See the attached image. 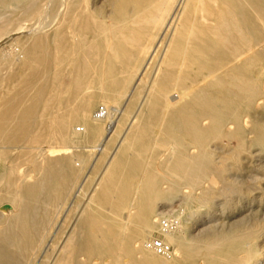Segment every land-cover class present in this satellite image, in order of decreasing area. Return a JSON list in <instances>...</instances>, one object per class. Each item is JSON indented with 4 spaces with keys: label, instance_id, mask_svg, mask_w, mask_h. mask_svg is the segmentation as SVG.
<instances>
[{
    "label": "bare ground",
    "instance_id": "bare-ground-1",
    "mask_svg": "<svg viewBox=\"0 0 264 264\" xmlns=\"http://www.w3.org/2000/svg\"><path fill=\"white\" fill-rule=\"evenodd\" d=\"M166 37L167 43L165 45V50H163L164 52L160 56L161 60L157 66L155 74L156 76H159L160 79L157 77H154L153 79L151 78L152 80H150L151 82L150 84L148 83V85L150 91L151 89L154 90L155 87H157L162 95L170 92L168 100L165 101L166 103L164 106L161 105V108H164V115H171V119H168L166 121L167 123H164L163 125L165 126L166 124V128L164 127V132H166V134L164 133V135L167 136V138L175 137L181 144L177 154L178 158L174 161L176 163H173L175 164L174 167L180 168L184 172L187 179L191 182L195 180L198 181L201 177H204L205 179V176L206 178H209L207 176L213 173L210 163L214 162L209 161L211 159L208 158V150L204 147L205 140L209 137H220L230 142L234 141L236 143L235 150L238 153L246 150L248 145L247 136L249 133L255 134V137L252 139L253 143H264V117L262 115L261 119L258 118V115L261 112L260 109L264 111V0H0V68L5 67L6 65H9L10 68V66L13 67L16 64L17 67H19L20 65L22 66L23 63H28L31 58L37 63V65L31 66L29 73H27L28 76L26 78L23 77L25 79L22 84L24 90H27V94H25V100H20L22 104L25 103L24 106L21 108L19 107L21 110H15L16 108L13 107L15 105L11 106L10 104L7 109L4 107L5 110L2 113L0 112V149L7 148L8 145L10 146V143L14 144L18 140L22 141L28 139L31 135L32 126L43 119V116L40 113L41 109H45L54 104H61L68 108L70 106L72 110H70L71 113L69 115H66V113L64 114L66 116L61 115L57 118V126L62 136L67 135L69 132L72 135H76L78 133H82V131L85 135L91 134L94 136L95 134H98L99 130L94 127L92 124L93 122L91 123L92 120L90 121L87 116L90 115L88 113L91 112L90 110L95 106V102L98 101L95 100L98 98L97 94L94 95L93 92V94L89 92L91 88H107L111 90L112 93L114 92L113 96H115V94H118V92L126 86L129 78L131 79L129 74L135 70L137 85L139 81H141L143 73H145L143 72V69L146 64L150 61L153 55L155 56L156 54V45L158 43H163ZM6 45L13 47V51L11 50V52H7L5 49ZM152 63L156 64V62ZM6 70H8V68H6ZM9 70L5 73L8 74ZM13 74L14 72L11 75ZM19 75H21L20 72ZM22 75L24 76V74ZM49 75L51 78H48ZM1 76L3 77V75ZM6 79H8V77H6ZM16 79L18 80L19 78L17 77ZM17 80H15V82ZM1 86L2 85L0 84V88ZM7 86L13 87L8 84ZM3 91L4 89L1 93ZM7 91H9V88ZM13 91L16 90L13 89ZM124 91L125 90H123L121 94ZM5 92L3 94H5ZM62 92L66 93V96H68L67 99L63 98L64 96L61 95ZM88 92L96 98L94 99L91 95H87ZM128 92L130 91H127V93ZM134 92H136V90ZM9 94L10 93H7L6 97ZM13 94L14 93H12V95ZM22 94H24V92ZM18 95L19 93L17 96ZM105 95L108 96L107 93ZM1 96L3 95L1 94ZM106 96L105 98H108ZM146 96L148 98L150 95ZM164 97H166V95ZM1 99H4L5 102V98ZM16 99L14 100L17 102ZM150 99L152 100L153 96ZM160 99H162V97H160ZM162 100H164V98ZM4 102H2V105ZM143 102L139 106V109L143 105ZM19 104L20 103H18V105ZM19 106H21V104ZM137 106L138 104L135 107ZM155 107L157 106L154 105L153 109L149 107L153 110V112L151 110L147 111H150V114L153 115L152 113L156 111L154 109ZM146 108L143 107L141 109L143 110ZM106 109L107 113L104 119H97L95 115L93 117L96 120L109 121L106 127L107 130H110L107 137L108 141L113 135L112 127L116 125V121L112 119V117L114 113H121V110L117 107L112 110L109 105H106ZM134 109L137 112L135 111L136 113L132 115L130 121L127 120L129 123L125 132L120 136L117 145L118 147L126 141V137L130 129L134 132L137 130V128L134 130L132 129L135 128L134 124L139 117L138 112L140 113V110H137L136 108ZM47 110H49V108ZM52 110H54V107ZM143 111L145 112V110ZM158 112L160 111H156L154 115ZM61 113L63 114V112ZM80 114L89 119L90 122L85 121L86 119L81 117L85 123L84 127L78 129L76 125H73V120L75 117H80ZM147 114L148 113L145 115ZM150 114L147 116L151 117ZM49 115L51 117L55 116L53 113ZM157 115L159 116V113ZM118 117L120 116L118 115ZM154 117H156V115ZM154 117L153 119L149 118L150 122L148 121L147 124L154 126V124H151ZM160 118L158 117V119ZM46 119L48 120V118ZM165 119H167V117ZM76 120L77 119H75L74 122ZM78 120L80 119L78 118ZM139 120L141 121V118ZM158 122L160 121L158 120ZM95 123L96 122H94V124ZM143 123H145V121ZM125 124L127 125V123H124V125ZM229 125H232V127ZM145 126L146 125H144L143 130ZM159 126L160 125H158V127ZM146 128H148V125ZM40 130H43V128L39 129V131ZM146 133H148V131ZM146 133L144 132L143 135L141 133V136L145 138L146 136L144 134ZM152 135L151 137L156 136L155 132L154 135ZM151 137L149 136L147 138ZM32 138L33 136L31 137V140ZM143 138L141 139V142L144 140ZM71 139L73 138L71 137ZM56 140L58 141V139ZM66 140H68V138ZM130 140L128 143L132 142ZM27 141L29 142V139ZM151 141H149V144ZM30 143H32V141H30ZM132 144H134V142ZM145 145L146 144H144V146ZM210 145L211 143L209 144V147ZM186 146L198 148V152L188 153L186 152ZM221 146L223 147V143ZM126 147H128V145ZM67 148V145L54 148L51 150V156L58 155L59 153L64 152L65 149L67 150ZM250 148L251 147H249V149ZM256 148L258 147H255V149ZM38 149H36V151ZM117 149L113 152V154L111 152L112 155L110 159H108L109 161L107 166L103 172H101V176L99 174L100 180L107 172L111 161L116 158L115 154L117 153ZM215 149L217 150V148ZM216 150L215 152L221 155L220 152H217ZM257 150L258 149H256V151ZM27 151H29V149ZM144 151H142L143 155ZM213 151L211 155H213ZM33 152H31L32 156ZM66 152H68V150ZM3 154L4 152L0 151V157L3 156ZM121 154H123V152H121ZM138 155L139 154H137V156ZM241 156L243 157V154ZM36 158H38V156ZM227 159L230 158H226L224 161H227ZM16 160L17 163L18 159ZM39 160L40 158L38 161ZM138 160L140 161V159ZM151 160L152 159H149L150 163ZM150 163L148 162L147 166ZM72 164L74 166V163ZM138 164L140 165V162ZM155 164L159 165V167L164 165L163 163H160L162 164L161 166L158 163ZM143 165L145 166V162ZM152 165H154V163ZM41 167L39 166V168ZM57 167L56 161L52 160L47 165V169L45 170L46 173L44 172L45 175H43L42 178L41 176L39 180L34 178L35 182L33 181L31 183H24V181L21 182L20 185L16 187V191L13 192V195L10 196L12 201H16L17 204L16 209L13 204H8L12 207L8 210L10 213L12 212L11 218L7 221L4 219L5 221L3 226L0 227V264H35L37 261H40L39 264H167L166 260L164 262V258L161 259L160 255H155V252L154 254L153 252L147 253L143 250L142 246H140L142 247L140 250L144 253V258L141 260L135 258L134 254L136 252V246L144 244V240H148V238H146L147 234L136 233L131 230L130 232H132V234H126L125 230H127L129 226L128 224V226H126V223H119V225L116 226L114 223L110 222L108 216L107 218L102 215L103 213L101 215L95 214L93 212L94 210H91L89 204H92L93 202L99 203L102 199L96 200L92 194L90 196L88 195L89 197L87 196L88 198L86 199L84 205L80 208L79 212L76 210L78 215L75 220L72 222V217L71 220L69 219L70 221L68 222H72V224L67 232L64 230V236L59 238L56 234L52 233V235H50L49 230H51L52 226H55L57 223L53 222L54 218L50 219L48 217L50 209L49 206L51 205L52 208L53 206L55 207L57 198H60L64 193H66L64 192L67 191L66 185H71L70 182H73L74 180L75 182L77 181L76 179L72 181L73 178L71 179L69 174V176L64 174L65 170L62 171ZM138 167L139 166L136 168ZM142 167L143 166H141V168ZM216 167H220L222 169L221 166ZM156 170H158V168H156ZM38 171L40 170H37V172ZM73 171L75 172V169ZM13 172L12 166L6 167L4 173L2 175L0 174V184L2 185L11 182L10 178ZM148 172L150 171L148 170ZM160 172L161 171L159 170V173ZM109 173L111 174L113 172ZM116 174H118V172ZM147 175L144 174L143 176ZM140 177H142L141 172ZM218 177L219 176H217V178ZM105 181L108 182V180ZM207 181H210V178L207 179ZM98 184L99 181L95 188H97ZM77 186L78 189L76 192L74 191L75 194L73 198L78 197L81 194V191H83V187H85L83 182ZM193 186L196 187L195 185ZM116 187L117 185L114 186V188ZM104 188L105 187L101 188L102 191ZM108 188L110 189V186ZM117 188L120 190L119 186ZM196 190L198 189L196 188ZM69 191L70 190H68V192ZM102 191L101 194L103 193ZM107 191L106 194L104 193L105 196L114 190L109 191L108 194ZM130 194L132 193L130 192ZM124 195L125 193L123 196ZM5 199L7 200L8 198L6 197ZM130 199L132 201V198ZM2 200L3 199L1 198L0 201ZM63 200L64 197L62 201ZM123 201L125 200L123 199ZM74 202L77 203L78 200ZM121 204L122 203L117 204L116 208L120 209ZM134 204L136 203L131 202L130 206L127 208V215L124 214L128 220L134 215V213H132ZM4 205L5 204L0 205V212L4 210ZM43 205L45 207H43ZM71 205L72 203L68 206L71 207ZM113 205L115 206L116 204ZM56 206L57 207L53 210L54 212L52 211L53 214L56 212L58 213V211L61 210H59V205ZM139 209H141V207H139ZM72 210L75 209L73 208ZM96 210H99V208ZM64 211H66V209ZM41 214H44V216L46 215V220L45 218L43 219V215L42 217L40 216ZM141 214L138 212V216L137 214L136 216H142ZM186 217L187 216H185V218ZM142 220L143 224L141 223L140 225L144 226H142L143 229L147 228L151 231L153 229L151 219L145 216ZM55 227H57V225ZM66 227L64 229H67ZM168 236L169 235H167V237ZM138 251L139 250H137V252ZM127 256L132 258L130 262H125V260H123V258ZM245 259L246 261L248 260L244 257V260ZM255 264H264V259Z\"/></svg>",
    "mask_w": 264,
    "mask_h": 264
},
{
    "label": "rangeland",
    "instance_id": "rangeland-1",
    "mask_svg": "<svg viewBox=\"0 0 264 264\" xmlns=\"http://www.w3.org/2000/svg\"><path fill=\"white\" fill-rule=\"evenodd\" d=\"M166 43H167V37L164 39L163 43H158L156 45V49H155L156 54H155V56L153 55V57L150 59V61L146 64L145 68L143 69V72H145V73H143L142 79H141V81H139L140 85H139V83L136 85L137 78H135L136 77V73H135L136 70H135V71H132L131 74H129V77H131V79L129 78V81L126 83V86H124V88L120 92H118V94H115V96H113L114 92L112 93V91L107 89V88H105V89H100V88H96V87L91 88V90L89 92H91V93L93 92L94 95L97 94V97L99 99L96 98L94 95H92L93 93L92 94L89 92L87 93V95H89V96L91 95L94 99L96 98L95 100H98L95 102V104H94L95 106L90 110L91 112L88 113L90 115H87L88 118L90 119V121L92 120L91 123L93 122L92 124L94 125V127H96L97 130H99L98 134H95L94 136L91 134L85 135V134H83V131H82V133H78L76 135H72L69 132L67 135L62 136V134L60 133L58 126H57V118L61 115L63 116L66 113H67L66 115H69L72 110H71L70 106L68 108V107L63 106L61 104L60 105L54 104V105L48 106L45 109H41L40 113L42 114L43 119L40 122H38L39 124L37 123V124H34L35 126L34 125L32 126L31 135L33 136L34 139L32 138V140H31L32 136L30 135L28 138L29 142L27 141L28 139L22 140V141L18 140L17 142H15L16 144L10 143V146L8 145L9 149H8V147L4 148V149H0V151L4 152L3 156L0 157V172H1L0 174L2 175L4 173L6 167H8V166H12L13 171H14L13 174L11 175V178H10L11 182L7 183L8 185L7 184H2V185L0 184V192H1L0 193V199L1 198L3 199L2 201H0V205L5 204L4 210L0 212V227L3 226V223L5 220L7 221L8 219L11 218L12 212L10 213L8 210L11 209L12 207H11V205H8V204L9 203L13 204V206H15V209H16L17 202L14 200L12 201V198H10V196L13 195V192L16 191V187L18 185H20V183L23 181H24V183L25 182L31 183L33 181L35 182L34 178L35 179L37 178L36 180H39L40 176L42 178V176L45 175V173H46L45 170L47 169L46 168L47 165L49 164V162H51L53 160V161H56L58 169H60L62 171L68 170L69 172L64 171V174L66 176L69 174L70 176L69 175L68 176L71 179L73 178L72 181L74 179H76L78 182L77 181L75 182V180H74L73 182H70L71 185H66L67 191H64L66 193H64L63 196H61L60 198H57L55 203H56V205H59L58 206L59 210L61 209L60 211H58V213L56 212L53 214L54 208L57 207L56 205H55V207L53 206V208L51 205L49 206L50 209H49L48 217L50 219L54 218L53 222L57 223V224H55V226L57 225V227H55L52 224L54 227L52 226L51 230H49L50 235H52V233H53V234H56L57 237H59V238L64 236L65 232H67L70 229L69 227H71L72 222L77 217L80 208L84 205V203L86 202V199L92 194L96 200L102 199V200H100L101 202H99L100 205L98 202H96V203L93 202L92 204H89V206L91 207V210L92 211L94 210L93 212L95 214L101 215L103 213L102 215H104L106 217L108 216L109 218L108 217L107 218L110 220V222L114 223V225H116V226H118L119 223L120 224L126 223L125 224L126 226L129 225L127 230H125L126 234H130V233L132 234V232H130V230H131V231H135L136 233H143L145 235L147 234V236L149 235L148 237L146 236V238H148V240L145 238L146 240H144V242H143L144 244H141V245L139 244L138 246H136V252L134 254V257L137 258L138 260H141L144 258V253H142V251L140 250L142 247H143V250H145V252H147V253L153 252V254H154V252H155V255H158V256L160 255L161 259L164 258V262L166 260L167 264H255L258 261H261L262 259H264V143H255V142L253 143L252 139L255 137V134L249 133L247 136L248 145H247L246 150L245 151L243 150L241 153H238L235 150L236 143L234 141L230 142V141L225 140V139L220 138V137H209V138H207L205 140V146L204 147H206V149L208 150V153H209L208 158L211 159L209 161L210 162L214 161L213 163L212 162L210 163L211 164L210 167L212 168L213 173H211L210 175L207 176L210 178L211 182L207 181V179H209V178H206V176H205V179H204V177H201V179H198V181L200 183L197 180L191 182L190 180L187 179L184 172L180 168L174 167L175 164H173V163H176L174 161H176V159L178 158L177 154H178L179 147L181 146V144L178 141V139H176L175 137H173V138L168 137L167 138V136L164 135V133L166 134V132H164L165 128H166L165 127L166 124H165V126H163V125H164V123H167L166 121L168 119L169 120L171 119V115L170 114L164 115V113H165L164 108L163 107L161 108V105L164 106V104L166 103L165 101L168 100V95L170 94V92L165 93L166 97H164L165 95H162V93L159 92L157 87H155L154 90L151 89V91H150V88L148 85V83L150 84V82H151L150 80H152L154 77H157L158 79H160V77L156 76L155 74L157 71V66L159 65L160 60H161L160 56H161V54H163V52H164L163 50H165ZM5 49L7 50V52H11V50L13 51V47H11L10 45H6ZM159 50H160V54H159ZM12 58H14V57H12ZM152 62H156V64L152 63ZM32 65L35 66V65H37V63L31 58V59H29L28 63H25V64L23 63V65L22 66L20 65L19 67H17V64H16L14 66L12 65L13 67L10 66V68H9V65H6L7 67L5 66V67L0 68V76L3 75V77H5V78H3L2 76H1L2 78L0 77V81H1L0 84L2 85L1 88L4 87L3 88L4 91L2 93H1V91L3 89L0 88V96H1V94L4 96V97L3 96L0 97V102H1L0 103V112L1 113L5 109H7L10 106V104H11V106L15 105L13 107L16 108L15 110L18 109V111L21 110V109H19V107L21 108L22 106H24L25 103L22 104L20 102V100L21 99L25 100L24 97H25V94H27V90H24L22 83H23L24 79L28 76L27 73H29V70H30ZM15 66H16V68H15ZM23 66H24V70H23ZM155 66H156V68H155ZM6 68H8V70L10 69L9 73L12 74L14 72V74L11 75L9 73L8 74L5 73L6 71L8 72V70H6ZM17 68H18V70H17ZM25 69H27V70H25ZM18 71L20 72L21 75H19ZM23 71H25V72H23ZM150 71H152V72H150ZM22 74H24V76ZM9 75H10V78H9ZM144 76H146V77H144ZM6 77H8V79H6ZM17 77L19 78L18 80L16 79ZM23 77H25V78H23ZM49 77L51 78L50 75L48 76V78ZM143 78L144 79L146 78V79L144 80ZM15 80H17V81L15 82ZM7 81L8 82L10 81V82L8 83ZM146 81H149V82H146ZM4 83H5V85H4ZM6 83L8 85L13 86V87L7 86ZM16 85H18V86H16ZM21 85H22V87H21ZM6 86L9 88V91H7L8 88ZM5 88H7V89H5ZM10 88H13L16 91H13V89H10ZM123 90H125V91L121 94V92ZM135 90H136V92H134ZM127 91H130V92L127 93ZM137 91H138V93H137ZM152 91H153V93H152ZM4 92H5V94H3ZM23 92H24V94H22ZM105 92L107 93V95L109 93L110 94L108 96H106ZM7 93H10L9 94L10 96L7 95V97H6ZM12 93H14V94L12 95ZM18 93H19V95L17 96ZM148 93H150V94H148ZM67 94H69V93H67ZM61 95L64 96L63 98H65V99H67V97H68V96H66L65 92H62ZM104 95L108 98H105ZM146 95H150V96H148V98H147ZM133 96H134V98H133ZM152 96H153L152 100H154V101H152L150 99ZM110 97H111V99H110ZM139 97H140V99H139ZM160 97H162V99L164 98V100L160 99ZM1 98H5V102L7 104L4 102V99H1ZM14 99H16L17 102ZM13 100H14V102H13ZM23 100H21V101H23ZM158 100L160 101V103ZM107 101H109V102H107ZM2 102H4L5 104L3 103V105H2ZM142 102H143V105L141 106V108L147 107L146 109H143V110H145V112L141 108L139 109V106L141 105ZM18 103H20L21 106H19L20 104L18 105ZM136 103L138 104L137 107H135L137 105ZM6 105H8V106H6ZM103 105L105 107H106V105H109V107H111L112 110L116 109V107L121 110V113L120 112L114 113V115L112 117V119H114L116 121V125H114L112 127L113 135L111 136V138L108 141H107V137H108V132H110V130L108 129L109 130L108 131L106 127H107L109 121L96 120L93 117L95 115L94 113L96 112V110ZM154 105L157 106L154 109L156 111L161 112V114H160V112H158L159 116L157 115L158 113H156L155 114L156 117H154L155 116L154 113L156 112L155 110H154L155 112L152 113L153 115L150 114L151 113L150 111H147V110H151L153 112L152 109H153ZM148 106L151 107L152 109H150ZM4 107H5V109H4ZM50 107H51V110H50ZM53 107H54V110H52ZM1 108H3V109H1ZM48 108H49V110H47ZM134 108H136L137 110L138 109L140 110V113L138 112L139 117L137 118V121L134 124L135 128L132 129V130H134L137 128V130H135V132H134V131H131V129H130V131L127 134L128 138L126 137V141H124L118 147L117 145H118L120 136L127 129V126L129 123L128 121H130L132 115L137 112ZM59 109H60V111H59ZM64 110H65V112H64ZM42 111H44V112H42ZM45 111H47V112H45ZM260 111L261 112L258 115L259 119L262 118V115L264 117V111H262L261 109H260ZM59 112H60V114H59ZM61 112H63V114ZM46 113H48V114H46ZM51 113H53V115L55 114L56 118H55V116L51 117L49 115ZM141 113H143V114H141ZM144 113L145 114L148 113L147 114L148 116L150 114L152 118L148 117ZM117 114L120 117H118ZM66 115H64V116H66ZM79 116L80 117H75V118L72 116L74 118V120L77 119L75 122L73 120V123H74L73 125H76L78 127V129L84 127L85 122L81 119V117L83 119H86L85 121H87V122L89 121V119L84 117L82 114H80ZM153 117H154V120H152L151 124L152 125L154 124L155 128H154V126L147 124V122L148 121L150 122V119H153ZM158 117L159 118L161 117V118L158 119ZM166 117H167V119H165ZM46 118H48V120ZM78 118L80 120H78ZM140 118H141L142 122L139 120ZM158 120L160 122H158ZM46 121H49V122H46ZM81 121H83V122H81ZM144 121L146 124L143 123ZM94 122H96L97 124L96 123L94 124ZM154 122L157 124H155ZM42 123H44V124H42ZM124 123H127V125L126 124L124 125ZM51 124H53L54 127ZM134 125H133V127H134ZM144 125H146V126L143 130ZM147 125H148V128H146ZM149 125L151 128L149 127ZM158 125H160V126L158 127ZM229 126L232 127V125H229ZM33 127H35V128H33ZM152 127H153V129H152ZM248 127H249V125H248ZM42 128H43V130L39 131V129H42ZM157 128H158V130H157ZM140 129L142 130V132ZM151 129H152V131H151ZM153 130H154L156 136L151 137L152 134L154 135ZM147 131H148V133H146ZM102 132H103V134H102ZM144 132L146 133V134H144L146 136V137L144 136L145 138H143V136H141V133L143 135ZM47 133H48V135L49 134L50 135L48 136ZM100 133H101V135H100ZM136 134H137V136H136ZM99 135H100V137H99ZM134 135H135V137H134ZM148 135L152 139L147 138V137H149ZM71 137L77 141H74L73 139H71ZM80 137H81V139H80ZM41 138H42V140H41L42 142L40 141ZM67 138H68V140H66ZM142 138L145 140V141L143 140L144 142L143 141L141 142ZM216 138H218V139H216ZM50 139H52V140H50ZM56 139H58V141ZM79 139L82 143L79 141ZM130 139H132V140H130ZM129 140L132 142L128 143ZM148 140L149 141L152 140L154 142L151 141V143L149 144ZM168 140H170V141H168ZM30 141H32V143H30ZM217 141H220V142H217ZM133 142H134V144H132ZM103 143L106 145H104ZM139 143H140V145H139ZM152 143H153V145H152ZM210 143H211V145L209 147ZM222 143H223V147L221 146ZM126 144L128 145V147H126L127 146ZM144 144H146V145L144 146ZM13 145H16L17 147L13 146ZM40 145H41V147H40ZM66 145L68 146V148H67L68 152H66L67 150L65 149L64 152L59 153L60 155L58 154V155L51 156L52 155L51 154L52 149L58 148L61 146H66ZM148 145H149V147H148ZM157 145H159V146H157ZM167 145H169V146H167ZM25 146H26V148H25ZM155 146L157 147L158 150L156 149ZM117 147H118V149H117ZM124 147H125V149H124ZM136 147H137V150H136ZM249 147H251V148L249 149ZM255 147H258V148H256V149H258L257 151H256ZM129 148H131V149H129ZM213 148L214 149L217 148V150L216 149L215 150L217 152L219 151L221 155H219V153L217 154ZM260 148H261V150H260ZM28 149H29V151H27ZM36 149H38L39 152H38V150L36 151ZM116 149H117V153L115 154V157L117 159L114 157L116 160L113 159L111 161V163L109 164V167L107 169V172H106L107 174L105 173L100 180L99 177L102 174L101 172H103V170L107 166V163L109 161L108 159H110L111 155L113 154V152H115ZM119 149H122V150H119ZM127 149H129V150H127ZM138 149H140V150H138ZM172 149H173V151H175V150L176 151L173 152ZM195 149H197V150H195ZM209 149H211V150H209ZM146 150H149V151H146ZM250 150H252L255 155ZM127 151H128V154H127ZM138 151H141V152H138ZM142 151H144V155H143ZM212 151H213L214 156L211 155ZM5 152H6V154H5ZM17 152H18V154H17ZM31 152H33V156L31 155ZM111 152H112V154H111ZM121 152H123V154H121ZM186 152L196 153V152H198V148L186 146ZM66 154H68V155H66ZM71 154H73V155H71ZM108 154H110V155H108ZM137 154H139L138 155L139 157L137 156ZM140 154H142V155H140ZM173 154H174V156H173ZM240 154L241 155L243 154V157ZM40 155H41V157H40ZM64 155H66V156H64ZM69 155H71V156H69ZM176 155H177V157H176ZM37 156H38V158H36ZM171 156H172V158H171ZM225 157L230 158V159H227V161H224V160H226ZM249 157H252V158H249ZM39 158H40V160L38 161ZM164 158L166 161L164 160ZM16 159H18L17 163H16V161H17ZM59 159H60V161H59ZM138 159H140V161ZM149 159H152L151 163H150ZM154 159H155V161H154ZM44 160H46V161H44ZM71 162L74 163V166ZM78 162H79V164H78ZM139 162H140V165L138 164ZM144 162H145V166L143 165ZM148 162L150 163L149 164L150 166L149 165L147 166ZM153 163H154V165H152ZM155 163H158V164L163 163L164 165L160 164V166L162 165V167H159V165H157ZM214 163H216L217 165ZM4 164H6L7 166ZM119 164H120V166H119ZM122 164H124V165H122ZM38 165L40 167L42 166L41 167L42 169L39 168ZM156 165H157V167H156ZM215 165L221 166L222 169L220 167L217 168ZM137 166H139V167L136 168ZM141 166H143L144 169H143V167L141 168ZM146 166L149 168H147ZM223 166H224V168H223ZM228 166H230V167H228ZM121 167H123V168H121ZM156 168H158V170H156ZM74 169H75V172L73 171ZM162 169L164 172L162 171ZM1 170H3V171H1ZM37 170H40L41 172L40 171L37 172ZM148 170L152 173L148 172ZM159 170L162 173L161 172L159 173ZM114 171L115 172L117 171L118 174H116L117 172L115 173ZM109 172H113V173L110 174ZM140 172H141L142 177H140ZM155 173H156V175H155ZM38 174H39V176H38ZM99 174H100V176H99ZM144 174H146V175L149 174V175H147L148 176L147 177V176H143ZM34 175L38 176V177H35ZM107 175L108 176L110 175V176L108 177ZM111 175H112V177H111ZM154 175H155V177H154ZM15 176H17V177H15ZM114 176H115V178H114ZM118 176H120L122 179ZM217 176H219V177L217 178ZM231 176H232V178H231ZM80 177H82L83 179ZM117 177H118V179H117ZM211 177H213V178H211ZM145 178H146V180H145ZM79 179H80V181H79ZM97 180L99 181V184L97 185V188H95L96 184L98 183ZM105 180H108L109 184ZM82 182L85 186L82 189L83 191H81V194L78 197L73 198L75 192L78 189L77 185H80ZM102 182L104 184L106 182L107 186H106V184L104 185ZM111 182L113 184L114 183H116V184L113 185ZM117 183H119V184H117ZM122 184H124L125 186ZM101 185H103V186H101ZM116 185H117V187L118 186L120 187V190L117 187L114 188V186H116ZM191 185L192 186L197 185V186L196 187L193 186V190H192ZM109 186H110V189L108 188ZM103 187H105V188L102 191L101 188H103ZM106 187H107V189H106ZM180 187H181V189H180ZM253 187L255 190L253 189ZM196 188L198 190H196ZM200 188H202V189H200ZM205 188L209 192H207L205 190ZM157 189H159V190H157ZM68 190H70V191L68 192ZM100 190L103 192L102 194H101ZM111 190H114V191H112L113 193L112 192L109 193V191H111ZM116 190H117V194H116ZM106 191H107V194L109 193L107 196L104 195V193L106 194ZM155 191H156V193H155ZM89 192H90V194H89ZM130 192L133 195L130 194ZM205 192H207V193H205ZM124 193H125V195L123 196ZM115 194L117 197L115 196ZM1 196H3V197H1ZM206 196H210V197H206ZM6 197L8 198L7 200L5 199ZM63 197H64V200L62 201ZM139 197H141V198H139ZM130 198H132V201ZM123 199L125 201H123ZM129 199H130V201H129ZM137 199H139V200H137ZM148 199H150V200H148ZM69 200L72 202H70ZM76 200H78L77 203L74 202ZM131 202L136 203V204L133 205L134 208L132 210V213H134V215L128 220V219H126L125 215H127V213H126L128 210L127 208L130 206ZM71 203H72V205H71V207H69ZM119 203H122V204H121L120 209H117L116 206ZM113 204H116V205L114 206ZM41 205H42V203H41ZM171 205H173V206H171ZM43 207H45V206L43 205ZM139 207H141V209H139ZM149 207H151V208H149ZM190 207H192V208H190ZM73 208L75 210H72ZM98 208H99V210H96ZM105 208H107V209H105ZM65 209H66V211H64ZM101 210H102V212H101ZM69 211L72 213H70ZM138 212L140 214L142 212V214H141L142 216L137 217ZM136 214H137V216H136ZM190 214H192V215H190ZM42 215L44 216V214H41L40 216L42 217ZM117 215H118V217H117ZM45 216L43 217V219L45 218ZM145 216L147 218L149 217L153 223V229L151 231H149L147 228L143 229L144 226L140 225L141 223L143 224L142 219H144ZM185 216H187V217L185 218ZM71 217H72V220H71ZM120 217H123V218H120ZM176 218L179 220L180 223L178 222V220ZM69 219L72 222H68V221H70ZM45 220H46V218H45ZM64 222H65V224H64ZM187 223H189V224H187ZM171 224H172V227H171ZM66 225H67V227H66ZM167 225H170V226H167ZM183 225H185V226H183ZM65 227L67 229H64ZM129 227H131V228H129ZM139 229H141V230H139ZM64 230H65V232H64ZM169 231H171V232H169ZM151 232H152V234H151ZM167 235H169L170 237L169 236L167 237ZM151 240H162L164 243H166L170 247V253L169 254H161V253L156 252L154 249H152L148 245V243ZM171 242H173V243H171ZM140 246H142V247H140ZM137 250H139L141 252V254L139 251L137 252ZM148 250H151V251H148ZM204 251H205V255H204ZM238 253H240V254H238ZM244 257L248 259L247 260L248 262L246 261V259L244 260ZM130 258H129V256H127V257H124L123 260H125V262H130L132 260V258L131 259ZM241 259H243L244 261ZM240 260H241V262H240ZM171 262H173V263H171ZM238 262H240V263H238ZM39 263H40V261L35 262V264H39Z\"/></svg>",
    "mask_w": 264,
    "mask_h": 264
},
{
    "label": "built area",
    "instance_id": "built-area-1",
    "mask_svg": "<svg viewBox=\"0 0 264 264\" xmlns=\"http://www.w3.org/2000/svg\"><path fill=\"white\" fill-rule=\"evenodd\" d=\"M106 113H107V109L103 105L99 107L94 114L97 119H104L106 116ZM148 245L158 253H161V254L170 253V247L166 243H164L162 240H151L148 243Z\"/></svg>",
    "mask_w": 264,
    "mask_h": 264
}]
</instances>
